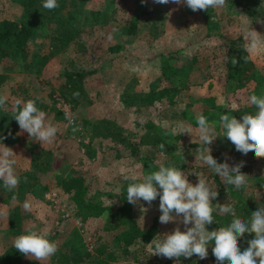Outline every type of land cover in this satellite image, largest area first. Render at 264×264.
<instances>
[{"label":"rangeland","instance_id":"374dc122","mask_svg":"<svg viewBox=\"0 0 264 264\" xmlns=\"http://www.w3.org/2000/svg\"><path fill=\"white\" fill-rule=\"evenodd\" d=\"M76 1L79 7L76 14L77 25L84 42L83 48H78L71 42L42 65L37 66L31 61L29 70L20 68L25 66L26 61L14 62L7 58L0 61V72L5 65L9 66L7 77L0 85V95L10 102H14L20 95L25 99H35L40 103L39 109L46 114L45 122H51L59 129L55 141L51 144H40L19 127L11 141L8 140L11 139L8 134H4L2 137L6 138L0 140V143L15 153V171L20 183L27 177V181L31 179L37 183L38 189L44 186L38 190L39 194L35 188V194L27 192L21 200L23 204L27 201L31 205V210L28 211L31 215L24 222V233L28 230L50 231L49 240L62 248L68 246L69 241H74L77 244L83 243L88 250H93L98 243V236L109 241L112 233L102 229L99 219L92 222L89 231H86L87 225L70 210L68 194L57 185V178L82 173L92 181V195L104 202L113 201L112 205L115 206L118 200L117 190L123 176L135 174L142 177L145 173L141 160L131 154L132 143L138 146L141 155L149 153L152 157L151 164L158 167L164 162H174L176 167L181 161L183 166L180 170L187 174L188 181L193 185L198 182V176L206 179L215 188H218L219 184L224 185L225 191L212 201L214 204H227L228 201L238 198V192L260 197L263 192L254 184V176L248 178L245 190H237L232 185H225L220 177L214 178L215 173L202 161L195 159V156L199 155L196 150L206 146L198 139V125L190 122L189 118L200 111L202 103H214L220 107L218 113L223 108L225 111H222L221 115L233 116L234 106L242 108L245 103H249L246 91L254 85L253 80L240 89H233L222 56L230 38L237 37L238 40L241 35L247 47V21L250 18L241 13L237 6L230 5L227 0L224 8L213 11L209 9L206 12H193L185 6L172 3L154 4L152 0H148L146 6L142 5L140 0ZM137 6L150 9L140 12L135 32L128 31L133 11ZM1 17L22 19L23 9L11 0H0ZM153 18L156 20V31L150 25ZM214 25L217 28H213ZM210 27L217 31L207 34ZM249 27L260 34L261 47L254 52H248L264 72V24L252 20ZM55 28L50 21L39 27L31 52L37 50L40 53L43 45V50H46L49 40L55 35V31L57 32ZM109 36H112V39H109ZM169 49L174 51V65L165 70L163 66L167 61L162 53ZM195 55L197 59L194 58ZM31 56L33 57L32 54ZM28 57L30 58V55ZM65 69L86 73L80 83L75 80L81 87L75 99L69 98L62 90H67L68 85L73 82L66 77ZM170 83L183 85L175 96L177 104L174 107L167 105L165 108V100L163 109H157L161 99L154 105H145L143 100L153 84L162 87ZM20 86L26 89L25 93L20 91ZM4 106L8 107L6 104ZM184 106L187 108V117L179 112ZM67 107L75 117L74 124L79 127V131H72L73 125L65 117ZM256 111L255 107L250 114H255ZM236 118L240 119L238 116ZM103 119H111L122 127V134L129 142H118L102 132L96 134ZM178 124L190 127L192 134H179L182 136L176 140L172 131ZM209 124L214 126L217 134L223 132L219 118L210 120ZM145 138L158 142L150 146ZM192 141L197 144H190ZM175 142H178L179 146L171 152ZM161 143L165 146L164 150L159 147ZM209 147L211 155L218 163L224 162L227 157L231 166L241 159L238 160V151L226 137L218 136ZM249 153L240 155L247 157ZM40 159L47 161V167L43 168L39 164ZM258 170L264 174V161L257 160L253 165L252 172ZM24 171L34 173V179ZM27 181L23 183L26 186ZM54 192L57 194L54 195ZM16 201V197L13 198V195L0 190V213H4L0 214V264H30L35 260L23 254L20 255V260H16L14 256L5 257L6 249L21 235L10 233L7 228L8 208ZM141 205L147 208V211L142 212ZM160 214L156 200L151 207L144 201L133 206V215L140 225L158 223L160 239L163 238L162 235L171 233L177 227L181 231L185 230L179 220L161 224ZM115 249L116 253L124 255L120 248ZM122 259L111 264H120ZM152 259V262L131 260V263L163 264L165 260L162 257ZM170 264H176L174 259H171ZM178 264L184 262L179 259ZM199 264L213 262L207 257L200 259Z\"/></svg>","mask_w":264,"mask_h":264},{"label":"trees","instance_id":"16d2710c","mask_svg":"<svg viewBox=\"0 0 264 264\" xmlns=\"http://www.w3.org/2000/svg\"><path fill=\"white\" fill-rule=\"evenodd\" d=\"M11 1L17 3L23 9V18H0V61H3V58H7L9 60L11 59L14 62H17L18 60L26 61L25 66H21L20 68L22 70H29L32 66L30 65L31 61H33V64H37V66L40 64L42 65L50 57L65 49L71 42L75 43L78 48L84 47V42L80 37V27L77 25L76 14L79 7L76 0H57L58 7L53 10L44 9L42 7L43 0ZM227 2L232 6H237L241 13L252 20H257V17L264 19V0H227ZM149 9L150 8L148 7L142 8L137 6L136 10L133 11V17L131 18L128 31L135 32L140 12L149 11ZM213 10L214 9H211V11ZM47 21H50L55 25L57 32L55 31V35L49 40L46 50H43V48H45L43 45L40 53L37 50L31 52V46L35 42V36L39 27ZM150 25L155 31L157 30L155 18L152 19ZM213 28H217V26L214 25ZM213 28L210 27L207 34H212L217 31ZM236 38L237 37L229 39V43L222 56V59L227 66V76L231 78L233 83L231 86L233 89H240L246 86L248 81L253 80L254 85L246 91L249 97L252 94L257 96L264 95L263 69L259 67L250 57L242 36L239 35L238 40ZM173 53L174 51L170 49L162 53L166 57L167 61V63L163 66L165 70L172 68L174 65ZM29 55L30 58L28 57ZM233 57H235L238 61L235 65L231 63ZM194 58L197 59V56L195 55ZM8 68L9 66L5 65L3 71L0 72V85L7 77ZM91 71L92 70H89V72ZM65 75L73 82L68 85L67 90H62L69 98L75 99L74 93L81 90V87L75 83V80H78L80 83V81H83L86 73L85 71L78 72L73 69H65ZM182 86L183 85L177 83H170V85H164L162 87H158L153 84L145 95V100H143V102L145 105H154L156 101L161 99L159 106L156 103L157 109L158 107L159 110L163 109L165 100H167L165 108L167 105L174 107L177 104L175 96L180 91ZM21 87L22 86L19 87L20 91L22 90L21 92L25 93L26 89ZM11 92L15 93V91ZM21 96L22 95H20V97ZM20 97H18V99L22 102L35 100ZM14 102L7 100L5 104L8 105V107H5L4 105L0 106V135L2 137L10 131L11 135L9 136L11 139H8L9 141L14 138V134L19 127L18 123L12 117ZM36 105L40 108V103L38 101H36ZM219 108L220 107H217L214 103H210V105L209 103H202L200 111L196 115L192 114L191 117L189 116L190 122L197 125L196 117L200 114H203L208 121L218 120L221 112L225 111V109L222 108V110L218 113ZM254 108L255 106L250 103H245L242 108H238V111H233V114L241 119L242 115L250 114ZM179 112L183 116H188L187 108L185 106ZM174 113L176 114V111H174ZM100 124H102V126H100L99 130L96 131V134H100L102 132L104 135L110 136L118 142H125L126 144L129 142L125 140L122 134V127L117 125L115 121L111 119H103ZM148 125H150V127L152 126L150 123H148ZM181 136L182 135H178L175 139L177 140V138H181ZM145 140H148L146 143L150 146L158 142L157 140L151 141L148 138H145ZM178 144V142L173 144L170 149L171 152L174 148L176 149L179 146ZM190 144L196 145L197 143L192 141ZM130 149L131 154L138 157L143 163L145 172L143 175L158 170V165L153 163L151 164L152 157L148 155L149 153L146 152L141 155L138 146L133 143L130 145ZM240 154L241 153L238 152V160L241 158L240 161H244V166L241 168V172L245 173L248 178L254 176V184L257 188L260 187L263 193L260 197H255V195L252 194L238 192V198L228 201L227 204L230 203L234 206L237 217L248 220L253 211H256L258 207H264V174L259 170L252 172V167L255 163H257V160L264 161V158H256L252 152H250L247 157H241ZM177 159H181V157H177ZM148 160L150 162H147ZM39 164L43 168L47 167V161L45 159H40ZM163 164L165 166H174V162H164ZM175 166L180 168L183 166V163L180 161V163ZM24 172L25 174L27 173V175L32 176L34 179V173H31V171ZM213 177L215 178L218 176L214 175ZM24 182L25 181L19 183L18 187L14 189L12 193L6 192L2 187H0V190H3L7 194L13 195L18 199V201L8 208L7 212V228L8 231L14 235L24 233L25 219L31 215L28 211L23 209V203L21 202V200L25 198V193L30 192L35 194V188H37V193L39 189H42V187L44 188V186H42L38 189V187H36L37 183L33 182L31 179L27 181V186L23 184ZM128 183H130V181H124L122 179V183L117 190V204L113 206V201L104 202L96 199L95 195H92V192L94 191L92 181L84 174L77 173L70 176H59L57 178V185L62 191L68 194L70 210L76 213L82 222L87 225L86 231H89V226L92 222L99 219L102 229L112 233L111 239L109 241H105L101 238V236H98V243L94 246L93 250L86 249L83 243L77 244L74 241H69L67 244L68 246L65 248L58 246L57 253L52 256L50 260H44L41 262L33 260L30 264H111V262L122 258L123 259L120 264H132L131 260L152 262V258H161L156 255H153L152 257L150 254L151 249L149 244L153 238H159V225L157 222H152L147 226H142L138 223L137 219L133 215V205L129 204L125 198ZM0 184H2V182H0ZM216 189L218 190V195L223 194L225 191V187L222 184H219ZM242 189L245 190V187H242L241 190ZM156 201L159 205V197H157ZM213 208L214 222L211 225H206V228L211 231L218 229L219 227L228 226L233 217L231 215H223L219 213L214 203ZM96 234H99V232H96ZM252 238L253 235L249 233H245L242 238H238V247L241 251L248 247L247 241ZM213 245L214 242L209 244L207 257L211 259L213 264H217V261L212 254ZM114 247L120 248L124 257L119 255V253H116V249ZM20 255L21 253H19L12 246L6 249V258L14 256L16 260H20ZM180 260L184 262V264H199L200 262V259L195 255L187 259L181 257ZM170 262L171 259L165 258L163 264H170Z\"/></svg>","mask_w":264,"mask_h":264},{"label":"clouds","instance_id":"9594fccd","mask_svg":"<svg viewBox=\"0 0 264 264\" xmlns=\"http://www.w3.org/2000/svg\"><path fill=\"white\" fill-rule=\"evenodd\" d=\"M142 5H147L148 0H140ZM152 3L166 5L169 3L177 6H185L196 11H208L209 9H222L226 5V0H152ZM44 9L53 10L58 7L57 0H43ZM257 21L264 24V19L257 17ZM247 50L254 52L261 47L260 34L250 30L252 19L247 21ZM112 39V36L108 37ZM231 63L237 64L235 57ZM78 96V93H74ZM7 101L5 96H0V106ZM249 103L256 107L255 114H244L241 119L235 116L223 114L219 116L220 126L223 129L221 134H217L214 126L209 124L208 119L200 114L196 117L197 135L201 144L206 147L197 149L199 155L195 159L202 161L204 165L220 177L225 185H232L237 190L247 186L248 176L241 172L244 161L234 165H229L227 157L224 162H217L211 155L209 147L218 136L226 137L235 150L242 155H247L250 151L256 158H264V95L252 94ZM232 111H238V107H233ZM12 117L19 125L22 132H27L29 137L40 144L53 143L58 134V127L51 122L46 123V114L40 110L35 100L22 102L16 99L12 108ZM75 117H69V123L73 125L72 131H79V127L74 124ZM192 134V129L183 124H178L172 134ZM8 135H11L9 131ZM6 137H0V140ZM0 187L6 192L12 193L20 183V178L16 174L15 165L17 161L13 158L15 153L7 146L0 143ZM164 150V144L159 145ZM180 155H182L180 153ZM124 181H130L126 188L125 198L133 206L144 201L151 207L153 201L159 197V222L168 224L179 220L185 230L179 227L171 233L162 235L163 238H153L150 244V254L166 259H174L176 264L181 257L191 258L193 255L203 260L208 256V246H212V254L217 264H264V207H258L253 211L248 220L236 216L235 208L232 204H215L216 209L223 215H231L233 219L226 227H219L209 231L206 225L214 222L213 203L218 197L216 188L209 184L204 178L198 176V182L193 185L187 179V174L180 168L165 166L160 164L157 171H152L138 177L135 174H125ZM27 177H25V182ZM13 198H15L13 196ZM25 211L31 210L29 202L23 204ZM142 212L147 211L143 205L140 206ZM4 214V213H0ZM191 225V226H189ZM245 233L253 235L247 241L248 247L241 251L238 247V238H242ZM50 231L28 230L24 234L18 235L13 243L19 253L29 259L38 261L48 260L58 251V245L49 240Z\"/></svg>","mask_w":264,"mask_h":264},{"label":"built area","instance_id":"2783aa9c","mask_svg":"<svg viewBox=\"0 0 264 264\" xmlns=\"http://www.w3.org/2000/svg\"><path fill=\"white\" fill-rule=\"evenodd\" d=\"M71 116H73V115L70 113L69 107L65 108V117L68 119V121H69V117H71ZM53 194L56 195L57 193L54 192ZM54 195L52 196L53 199H54Z\"/></svg>","mask_w":264,"mask_h":264}]
</instances>
